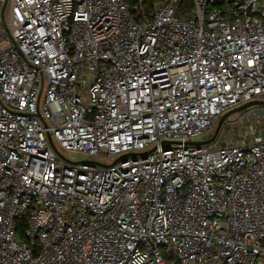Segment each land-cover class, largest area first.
<instances>
[{
    "label": "built area",
    "instance_id": "built-area-1",
    "mask_svg": "<svg viewBox=\"0 0 264 264\" xmlns=\"http://www.w3.org/2000/svg\"><path fill=\"white\" fill-rule=\"evenodd\" d=\"M250 102L264 0H0V264H264Z\"/></svg>",
    "mask_w": 264,
    "mask_h": 264
},
{
    "label": "rangeland",
    "instance_id": "rangeland-1",
    "mask_svg": "<svg viewBox=\"0 0 264 264\" xmlns=\"http://www.w3.org/2000/svg\"><path fill=\"white\" fill-rule=\"evenodd\" d=\"M264 112V107L262 106H253L250 108H247L241 112H235L231 113L223 122L219 132L218 136L221 135L223 140L226 139H233V141L237 140V135L242 134L245 132L252 124H253V118L256 115H260ZM216 128V125L213 126V128L208 132L205 136L201 137V141L208 140L213 134L214 130ZM223 143V142H222ZM221 143V144H222ZM64 157H66L65 152H60ZM73 160L76 161H88L90 160L89 157H83L82 155H77ZM113 161V159L106 160V164H110Z\"/></svg>",
    "mask_w": 264,
    "mask_h": 264
},
{
    "label": "water",
    "instance_id": "water-1",
    "mask_svg": "<svg viewBox=\"0 0 264 264\" xmlns=\"http://www.w3.org/2000/svg\"><path fill=\"white\" fill-rule=\"evenodd\" d=\"M253 106H262V107H264V103H263V102H250V103H247V104H245V105H242V106H240V107H238V108H236V109H234V110H232V111L226 113L225 115H223V116L217 121V123H216V128H215V130H214V134L211 136L210 139H208V140H206V141L195 142V143H193V144H195V145H203V144H208V143L212 142V141L215 139V137L217 136V134H218V132H219V130H220V128H221L223 122L225 121V119H226L231 113L241 112V111H243V110H245V109H247V108L253 107Z\"/></svg>",
    "mask_w": 264,
    "mask_h": 264
},
{
    "label": "trees",
    "instance_id": "trees-1",
    "mask_svg": "<svg viewBox=\"0 0 264 264\" xmlns=\"http://www.w3.org/2000/svg\"><path fill=\"white\" fill-rule=\"evenodd\" d=\"M25 227V219H22L18 223L19 232H21Z\"/></svg>",
    "mask_w": 264,
    "mask_h": 264
}]
</instances>
